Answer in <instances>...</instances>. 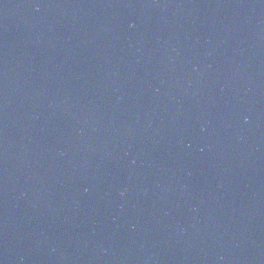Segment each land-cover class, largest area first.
I'll list each match as a JSON object with an SVG mask.
<instances>
[{
	"label": "water",
	"instance_id": "95a60500",
	"mask_svg": "<svg viewBox=\"0 0 264 264\" xmlns=\"http://www.w3.org/2000/svg\"><path fill=\"white\" fill-rule=\"evenodd\" d=\"M0 264H264V0H0Z\"/></svg>",
	"mask_w": 264,
	"mask_h": 264
}]
</instances>
